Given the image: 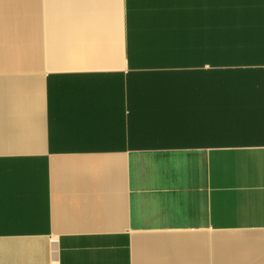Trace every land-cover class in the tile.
Masks as SVG:
<instances>
[{"label": "crops", "instance_id": "0c3cea01", "mask_svg": "<svg viewBox=\"0 0 264 264\" xmlns=\"http://www.w3.org/2000/svg\"><path fill=\"white\" fill-rule=\"evenodd\" d=\"M0 264H264V0H0Z\"/></svg>", "mask_w": 264, "mask_h": 264}]
</instances>
